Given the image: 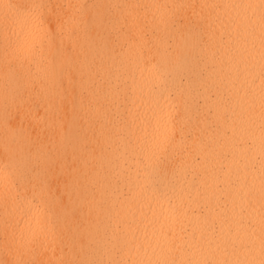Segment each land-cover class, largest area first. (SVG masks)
<instances>
[{"label":"clouds","instance_id":"1","mask_svg":"<svg viewBox=\"0 0 264 264\" xmlns=\"http://www.w3.org/2000/svg\"><path fill=\"white\" fill-rule=\"evenodd\" d=\"M198 2L160 0L164 14L135 36L126 24L89 21L78 55L63 54L53 34L37 49L49 61L39 84L0 75V190L15 183L29 192L44 222L67 236L63 264H264V219L260 260L220 258L228 241L204 187L237 125L258 130L252 159L261 157L264 176V0H221L259 19L251 50L227 57L207 26L188 18ZM10 57L0 36V67ZM248 88L259 103L240 109L235 97ZM186 203L209 207L182 235L162 233V214L146 210Z\"/></svg>","mask_w":264,"mask_h":264},{"label":"bare ground","instance_id":"2","mask_svg":"<svg viewBox=\"0 0 264 264\" xmlns=\"http://www.w3.org/2000/svg\"><path fill=\"white\" fill-rule=\"evenodd\" d=\"M159 3L160 0H140L138 7L129 10L120 0H6L7 6L0 7V36L8 38L11 57L0 67V75L13 82L16 76L26 74L39 84L49 70V61L38 57L37 49H43L53 34L63 54L78 55L89 21L126 24L135 36L142 33L152 18H161L164 14ZM203 5L197 3L195 17L191 13L187 16L207 26L216 46L226 57L251 50L252 37L259 34L258 18L249 19L248 15L221 0H203ZM242 67L239 65L237 71ZM239 79H243V75ZM259 84L257 74L252 85L258 87ZM64 87L74 91L73 80L66 79ZM235 100L240 109L259 103L258 97L251 95L250 88L242 90ZM234 132L232 150L222 152L217 163L219 171L212 169L216 174L204 185L210 194L211 208L215 209L208 215L219 214L217 233L223 229L228 241L219 252L220 258L258 261L261 259V221L264 219L261 157L256 154L252 159L253 150L259 151L258 130L253 136L252 129L237 125ZM228 136L232 137L233 132ZM30 196L15 183L0 190V264H29L30 261L63 264L70 257L67 236L44 222L43 213L30 201ZM208 207L205 204L193 207L186 203L183 208L166 206L162 213L151 205L146 210L162 214L163 225L159 229L162 233L182 235L180 230L187 225L195 226L194 218L203 216Z\"/></svg>","mask_w":264,"mask_h":264}]
</instances>
